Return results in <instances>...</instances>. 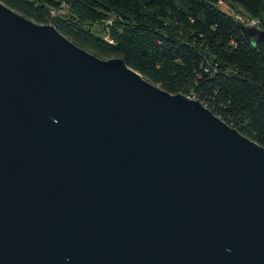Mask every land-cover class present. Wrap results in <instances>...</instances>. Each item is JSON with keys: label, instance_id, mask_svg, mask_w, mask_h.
I'll return each mask as SVG.
<instances>
[{"label": "water", "instance_id": "95a60500", "mask_svg": "<svg viewBox=\"0 0 264 264\" xmlns=\"http://www.w3.org/2000/svg\"><path fill=\"white\" fill-rule=\"evenodd\" d=\"M0 264H264V147L0 2Z\"/></svg>", "mask_w": 264, "mask_h": 264}, {"label": "trees", "instance_id": "16d2710c", "mask_svg": "<svg viewBox=\"0 0 264 264\" xmlns=\"http://www.w3.org/2000/svg\"><path fill=\"white\" fill-rule=\"evenodd\" d=\"M100 59L122 58L171 94L202 102L264 147V0H0ZM222 4L231 13L222 9ZM248 25V24H246Z\"/></svg>", "mask_w": 264, "mask_h": 264}, {"label": "rangeland", "instance_id": "374dc122", "mask_svg": "<svg viewBox=\"0 0 264 264\" xmlns=\"http://www.w3.org/2000/svg\"><path fill=\"white\" fill-rule=\"evenodd\" d=\"M222 9H223L225 12L231 13L230 8H229L227 5H225V4H222ZM238 20H239L240 22H245V23L248 24L249 26H256V23H255V22H251V21L249 22V21H247V19L244 18V17H238Z\"/></svg>", "mask_w": 264, "mask_h": 264}]
</instances>
